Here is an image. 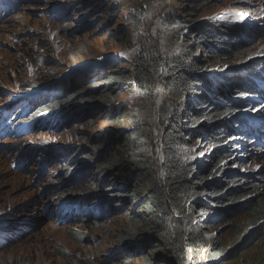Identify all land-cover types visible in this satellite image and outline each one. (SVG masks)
<instances>
[{
	"label": "rangeland",
	"instance_id": "374dc122",
	"mask_svg": "<svg viewBox=\"0 0 264 264\" xmlns=\"http://www.w3.org/2000/svg\"><path fill=\"white\" fill-rule=\"evenodd\" d=\"M140 6L147 12L141 31L130 20V13L138 12ZM166 6L174 12L188 14L187 10H191L194 16L199 13L200 23L238 26L249 33L251 46L228 49L230 53L217 61L211 60L215 61L210 64L218 79H221L220 71L242 69L245 75L251 76L260 71L251 68L253 72H249L248 67H251L250 61L264 60L261 55L264 0H22L18 10L0 23V111L25 112L43 98L62 94L70 83L81 85L70 89L68 96L59 100L61 105L55 109L52 105L46 107L49 110L38 117H43V125L57 117L61 126L34 131V123L38 121L32 117L11 124L15 126L16 139L8 136L7 129L0 132V221L25 223L29 228L17 242L11 243L9 239L10 245L0 248V264H111L120 261L122 256L127 257L128 252H123L119 237L128 226L124 213L133 208L118 199L121 195L116 189L107 191L112 186L111 178L105 176L103 164L114 156L129 161L128 150L122 144H115L111 154L106 151L100 154L95 141L106 133L114 136L126 128L133 130L135 126L147 125L150 133L145 140L141 138L139 145L141 150L149 152L150 137L163 133V127L160 130L150 120L151 116L157 117V111L152 114L147 111L151 104L155 110L160 106L159 94L166 100L165 88L160 82V93L152 98L135 88L132 81L123 82L117 99L110 106L102 100L89 103L86 96L88 91L106 88L105 82L96 84L94 81L131 69L140 46L149 38L157 45L166 42L165 38H155L159 13ZM239 20L242 22H235ZM79 46L93 52L94 57L86 68L75 70L71 67V53ZM257 81L264 88V80L258 78ZM86 83H89L88 89ZM77 93H80L77 97L69 99ZM121 114L120 122L111 121ZM2 116L0 114V118ZM248 117L261 121L262 129L254 139L235 135L217 147L199 141L187 152L189 155L194 150L197 155L193 164L207 167V163L218 159L219 150L226 164L215 175L212 166H208L203 182L227 184L231 181L230 188L236 191L234 198L238 203L234 206H237H225L226 216L219 218L216 212L206 220L219 218L205 226L206 240L216 241L219 247L227 249L217 264L222 261L255 264L262 252L259 241L253 238L252 214L254 207L264 202V143L258 147L264 139V102L253 107ZM154 142L158 146L157 161L162 163L161 136ZM41 151L46 153L40 154ZM69 174L80 175L74 185L79 193L91 192L97 196V201L102 199L109 203V213L104 219L61 222L60 207L70 196L71 189L66 183ZM198 201L209 203L210 209L214 207L205 196ZM48 214H52V218ZM93 214L97 215L96 211ZM139 239L130 243V247L139 246ZM210 250L211 243L204 253ZM167 255L164 249L145 251V258L152 264H166ZM133 264L144 262L135 258Z\"/></svg>",
	"mask_w": 264,
	"mask_h": 264
},
{
	"label": "trees",
	"instance_id": "16d2710c",
	"mask_svg": "<svg viewBox=\"0 0 264 264\" xmlns=\"http://www.w3.org/2000/svg\"><path fill=\"white\" fill-rule=\"evenodd\" d=\"M187 12L188 14L174 12L172 8L166 6L159 13L156 25L159 30L155 37L165 38L166 42L157 45L154 44V39L149 38L140 46L131 69L122 74L113 72L99 78L94 82L96 84L105 82L106 88L98 92L88 91L86 96L89 103L102 100L104 104L110 106L117 99L121 90L120 84L123 82L127 84L132 81L135 88L152 98L160 93V82L165 88L166 100L159 94L160 106L155 110L151 104L147 111V114L157 111L159 122L157 123V117L152 118L151 115L150 120L154 121L159 129L163 127L162 163L157 161L158 146L154 142L159 135L150 137L151 141L147 145L149 152L140 148L141 138L145 140L150 133L147 125L135 126L133 130L126 128L121 134L114 136H108L106 133L95 141V148L100 154L105 151L111 154L115 144H122L124 149L128 150L129 157V161L125 162L122 157L114 156L105 160L103 164L105 176L111 178L112 186L107 191L116 189L121 195L118 199L128 208H133L124 213L128 219V226L119 237L120 243L124 246L123 252H128L127 257L122 256L120 261L118 259L111 264H133L135 258H141L144 264H152L145 258V251L150 248L166 250L168 252L165 257L166 264H191L190 261H194V264H217L216 261L227 253V249L219 247L218 242L207 241L204 230L208 223H215L220 217L228 214L225 206H237H234L238 203L234 198L236 191L230 188L233 182L227 184L222 181L203 182L209 171L207 167L212 166L215 175L220 172V164L226 159L220 158L218 150L217 160H213L211 164L207 163V167L197 166L192 161L186 162L187 152L198 141H203L204 144L212 143L217 147L235 135L254 139L262 125L260 120L248 117V113L260 102H264V88L257 81L258 78L264 80V60L260 58L250 61L249 72L260 69L259 72H254L253 76L245 75L240 69L220 71L219 74L222 75L221 79H218L210 63L225 56L229 52L228 49L249 47L253 41L249 33L238 26L200 23L199 13L194 16L191 10ZM146 16L147 12L140 6L138 12L130 13V20L137 24L141 31L144 29ZM120 44L127 46L126 43ZM86 85L88 89L89 83ZM79 87L81 85L74 86L70 83L62 90V94L59 93L56 97L54 93L53 98H43L40 102L31 104L26 112L13 110L11 112L15 117L13 120L38 118L41 112L49 110L46 107L52 105V109H55L58 104L61 105L59 100L68 96L70 89ZM79 94L71 95L69 99ZM126 113L127 111L124 112L125 115ZM1 114L6 115L5 112ZM122 116L121 114L112 117L111 121L120 122ZM42 119L43 117L39 118L34 124V131L61 126L57 117L46 125H43ZM3 126L0 123V128ZM241 127L243 131H239ZM7 134L16 139L13 132ZM263 143L264 139L260 141L258 147H262ZM79 176L68 175L66 183L71 189L70 196L65 198L58 213L62 223L79 222L83 219L102 220L109 213V203H104L102 199L97 201L94 193H79L74 189ZM203 196L213 204V208L210 209L209 203L198 201ZM93 198L95 199L92 200ZM253 210L252 217L255 220L252 228L255 230L253 238L259 241L262 249L255 264H264V202L259 203ZM93 211H96L97 215H94ZM216 212L219 218L215 219L214 216L207 222L208 217ZM48 215L50 218L53 216ZM28 230L25 223L16 225L11 221L8 223L0 221V238L7 237V241L0 239V248L8 247L10 242H17ZM137 239L140 240L139 246L131 248L130 243ZM210 243L211 250L204 253V249ZM176 250L178 254L175 255ZM218 264L229 263L222 261Z\"/></svg>",
	"mask_w": 264,
	"mask_h": 264
},
{
	"label": "bare ground",
	"instance_id": "6f19581e",
	"mask_svg": "<svg viewBox=\"0 0 264 264\" xmlns=\"http://www.w3.org/2000/svg\"><path fill=\"white\" fill-rule=\"evenodd\" d=\"M92 53L88 49L83 48L82 46L75 48L74 51L71 53L73 63L71 64V67H74L75 70L86 68V66L90 64L92 58L94 57Z\"/></svg>",
	"mask_w": 264,
	"mask_h": 264
},
{
	"label": "snow or ice",
	"instance_id": "6c2138e0",
	"mask_svg": "<svg viewBox=\"0 0 264 264\" xmlns=\"http://www.w3.org/2000/svg\"><path fill=\"white\" fill-rule=\"evenodd\" d=\"M243 18H247V16H244ZM235 22H242V20H239V21H235ZM261 55L262 56H264V50H261ZM250 59H254L255 57H249ZM257 109H254L253 111H256ZM199 142V141H198ZM204 155V153L203 152H201L200 154H199V156H203ZM195 159H197V155L194 153V150H192V153L191 154H189V155H187V159H186V162L187 163H190L191 161H194ZM225 164H226V162H222L221 164H220V167H224L225 166ZM194 170V169H193ZM243 170V169H242Z\"/></svg>",
	"mask_w": 264,
	"mask_h": 264
}]
</instances>
